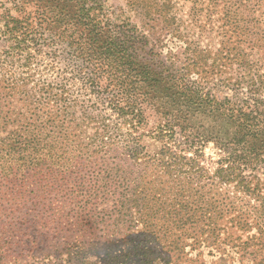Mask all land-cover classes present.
<instances>
[{
	"label": "trees",
	"instance_id": "16d2710c",
	"mask_svg": "<svg viewBox=\"0 0 264 264\" xmlns=\"http://www.w3.org/2000/svg\"><path fill=\"white\" fill-rule=\"evenodd\" d=\"M262 6L0 0V264H264Z\"/></svg>",
	"mask_w": 264,
	"mask_h": 264
},
{
	"label": "rangeland",
	"instance_id": "374dc122",
	"mask_svg": "<svg viewBox=\"0 0 264 264\" xmlns=\"http://www.w3.org/2000/svg\"><path fill=\"white\" fill-rule=\"evenodd\" d=\"M257 0H252L253 3H255ZM111 2H114V0H111ZM261 2V1H259ZM263 4H264V0H263ZM262 9H264V6H262ZM264 14V13H263ZM264 16V15H262ZM150 122L152 123L151 119L149 121V124ZM205 153L206 155H211V156H216V153H215V149L213 147V145L211 143H208L205 147ZM235 235V234H234ZM42 248L40 249H47L49 248L48 246L45 248L43 246H41ZM212 247V246H211ZM210 246H207V245H202L201 247V250H202V257L205 259L206 261V264H210L211 263V260H215L217 259L216 256L218 255V252L214 250V248H211ZM230 248L228 247V250ZM48 250H51V249H48ZM42 251H46V250H42ZM41 252V251H40ZM195 252V251H193ZM227 253L229 254H232L233 257L229 259V262H225V263H219V264H250V262L248 260H243V261H239L237 256L238 254L235 252V249L234 250H229L227 251ZM34 260L35 261H39L41 259L39 255V250H35L34 251Z\"/></svg>",
	"mask_w": 264,
	"mask_h": 264
}]
</instances>
